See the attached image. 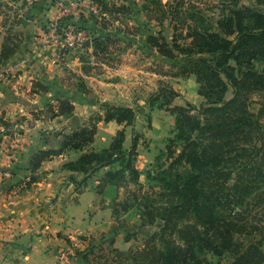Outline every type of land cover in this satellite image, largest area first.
Returning <instances> with one entry per match:
<instances>
[{"label": "trees", "instance_id": "obj_1", "mask_svg": "<svg viewBox=\"0 0 264 264\" xmlns=\"http://www.w3.org/2000/svg\"><path fill=\"white\" fill-rule=\"evenodd\" d=\"M256 1L264 5V0ZM99 3L103 13L131 12L127 4L106 0ZM187 30L182 34L184 45L177 41L171 45L160 35L148 38L151 47L165 57L175 59L178 53L185 56L176 76L195 75L199 94L207 102L199 108L187 102L171 109L175 113V134L167 144L170 162L159 174L163 188L156 194L157 199L144 204L147 221L142 222L146 225L160 220L162 224L135 257L140 264H213L209 255L221 258L230 252L235 258L232 264H264V104L258 110L251 107L253 96L264 92V70L256 66V62L264 64V12L255 6L233 5L216 20L215 27L187 24ZM113 40L118 38L93 37L95 53ZM20 43L11 36L5 38L0 64L16 53ZM161 91L166 93L163 96L167 105L180 95L172 87ZM105 106L103 120L115 121L123 128L117 130L108 147L83 152L64 168L86 176L81 180L75 174L70 176L80 192L93 172L106 167L110 169L95 187L98 193H103L106 185L119 187L130 182L140 189V172L135 166L136 135L131 147L125 148V125L135 121L136 112L130 107ZM73 111L71 100L64 98L57 105L50 104L47 114L56 117ZM97 122L72 131L59 149L39 150L33 155L32 170L52 156L66 150H83L92 144ZM5 126L12 128L0 116V132ZM117 163L120 168L112 169ZM180 164L185 166L183 172L177 171ZM133 199L136 203L137 194ZM131 206L129 200L114 202L113 214ZM252 235L260 238L239 240Z\"/></svg>", "mask_w": 264, "mask_h": 264}, {"label": "rangeland", "instance_id": "obj_2", "mask_svg": "<svg viewBox=\"0 0 264 264\" xmlns=\"http://www.w3.org/2000/svg\"><path fill=\"white\" fill-rule=\"evenodd\" d=\"M152 1L155 0H143L138 4L144 6L148 2L149 9L145 10L143 15H140L142 20L139 19V11L135 18L132 13L128 15L132 23L131 25L123 24L122 29L112 27V23L104 25L107 29L105 31L109 34L116 33L115 37L118 40L105 43L103 51L98 53H95L92 47V51L87 48V51L78 54L77 57L80 63L77 65V60L73 58L72 63L66 67L67 69H64L65 73L59 77L60 81L55 83L57 87L52 89L56 97L64 96L70 99L71 94H75L81 100L85 99L89 103L95 102L97 104L94 112H91L87 119L78 121V125L72 128L73 131L81 126L94 123V121L97 122L101 118L97 122L98 129V123L103 121L107 109L106 104L130 107L135 110V121L132 124L125 125V130L129 134V138L125 142V148L129 149L131 147L132 139L136 135L138 139V156L135 160V166L140 172V182L142 184L140 189L133 182L119 187L106 185L103 188L104 192L101 193L105 207H110L113 212L114 202L117 204L124 200H129L133 206L127 211L119 210V214L116 216L112 214L113 222L106 232L97 234L87 232L77 235L76 239L67 238L68 244L65 246V250H62L67 252V257L61 259L59 254L55 264H140L137 262L135 253L137 250L144 248L151 235L160 230L159 226L162 224L160 220L158 223L146 225L142 222L147 221L146 216H144V204L148 200L157 199L156 194L163 188L159 181V174L168 168L170 162L167 144L175 134V113L171 109L173 106L178 105L179 101L184 103L180 105H186L187 102H190L199 108L207 100L199 94L200 84L197 82L195 75L176 76L185 62V56L178 53V56L172 59L161 55L156 48L151 47L148 43L149 36L160 35L165 37L171 45L173 41L184 45L186 40L182 38V34L188 32L187 24L200 26V28L209 25L215 27L216 20L221 18L222 14L227 12L233 5L238 7L255 6L264 12V5L258 4L256 0H159L156 5L151 4ZM191 14L195 16L194 19ZM21 17L26 18L20 7H14L10 2L0 0V36L4 37V40L6 37L11 36L16 41H23ZM152 18H154L153 21H150ZM148 19L149 21H147ZM155 19H159L161 22ZM184 20H186V24H182ZM68 51L70 50L66 52ZM256 66L259 70H264L263 63L256 62ZM16 75L17 73L14 75L9 74L7 71L5 77L9 80ZM108 82H113L114 85H106ZM121 84H126V86ZM105 86L107 89L104 88ZM118 86L125 88L126 94L124 96L125 100H120L117 103L118 94L112 89L117 90ZM48 87L46 91H49ZM167 87L174 88L180 94L170 105L165 103L163 95H166V93L163 92L164 90L161 91L162 88ZM74 88H77V92ZM102 96H105L108 101H102ZM185 96L189 97V101H185ZM252 100V109L258 110L264 104V92L255 94ZM4 111L2 114L6 116V110ZM45 111L48 112V107ZM5 118L12 124L11 129L19 122L13 124L11 118L7 116ZM120 128H123V125ZM106 131L109 133L110 127ZM58 132L60 131L58 130ZM0 133H8V128L6 126L1 127ZM128 145L129 147H127ZM94 146L90 144L86 147L87 150L83 152L103 149H96ZM79 156L80 154L75 160ZM64 165L62 169L69 171L64 168ZM119 168L118 163L112 167L114 170ZM176 168L180 172L185 170V166L181 164ZM109 169L110 167H106L93 172L89 176L88 185H92L95 190V187ZM172 172L175 173L176 170L174 169ZM149 174L150 177H148ZM70 176L71 174H65L61 177L66 182L63 183L64 185L72 183ZM76 176L79 180L86 177L79 173ZM76 190L78 191L77 187ZM135 194L138 197L136 203L133 199ZM96 215L90 214L89 216V212L86 211L84 220L88 222L91 216L96 217ZM97 218L99 220L97 222H101L106 221L107 216L102 215ZM118 238H120V242H118ZM244 238L253 241L258 240L260 236H241L239 240L243 241ZM262 248L264 249V245ZM208 257L213 264H232L235 259L233 253L230 252L221 258L212 255Z\"/></svg>", "mask_w": 264, "mask_h": 264}, {"label": "crops", "instance_id": "obj_3", "mask_svg": "<svg viewBox=\"0 0 264 264\" xmlns=\"http://www.w3.org/2000/svg\"><path fill=\"white\" fill-rule=\"evenodd\" d=\"M5 1L20 7L30 23L21 24L24 39L19 49L0 64V116L11 118L13 124L19 121L8 133H0V170L11 172L9 178L0 181V264H55L60 252L68 244L67 238L76 239L77 235L87 232H106L113 222L112 209L105 207L103 196L92 185H87L80 192L76 190L74 182L63 184L66 182L62 176L77 173L65 171L62 166L74 161L87 150L86 147L52 156L34 171L31 167L35 153L61 148L66 136L78 125L77 122L87 119L96 109L95 102L89 103L71 94L70 100L74 105L72 114L51 117L45 111L50 104L57 105L60 99L65 98L56 97L52 89L57 87L55 83L60 81L59 77L65 73L64 69L72 63L73 58L78 65L80 62L77 55L87 51V48L92 51V44L66 52L60 51L47 38L58 6L68 0ZM80 1L83 7L77 14L65 18L62 26L69 24L84 27L91 32L92 38L97 35L115 36L116 33H107L104 25L112 23V27L122 29L123 24L131 25L130 13L135 18L140 11L139 19L142 20L140 15L144 14L148 6V2L144 6L138 5L143 0H106L107 3L115 2L117 5L127 4L131 6V12L112 15L105 12L103 17L96 18L88 12V4L92 0ZM3 40L4 37L0 36V50ZM10 64L18 65V72L7 80L5 74ZM110 84L114 85L113 82L106 83ZM41 86L45 89H40ZM47 86L49 91H46ZM118 87L117 90L112 89L118 94L117 103L125 100L126 94L125 88ZM74 90L77 92V88ZM101 98L102 101H108L105 96ZM184 99L189 101L188 96ZM4 110L6 116L2 114ZM108 127L109 133L106 131ZM120 127L115 121L106 124L104 120L100 121L92 145L96 149L108 147ZM128 138L126 131V140ZM86 211L89 216L97 215L91 216L86 222ZM102 215L107 216L106 221L97 222V217Z\"/></svg>", "mask_w": 264, "mask_h": 264}, {"label": "built area", "instance_id": "obj_4", "mask_svg": "<svg viewBox=\"0 0 264 264\" xmlns=\"http://www.w3.org/2000/svg\"><path fill=\"white\" fill-rule=\"evenodd\" d=\"M82 7L83 4L80 0H68L65 4H60L58 6L56 17L49 27L47 38L55 47L59 48L60 51L83 48L87 40H91L92 42V34L90 31L86 30V28L69 24L62 26V22L65 18L77 14ZM88 12L96 18L104 16L103 11H101L99 0H92L88 4ZM17 72L18 65L11 64L8 68V73L15 75ZM10 176L11 172L9 170H0V181ZM66 257L67 252L62 251L60 253V258L65 259Z\"/></svg>", "mask_w": 264, "mask_h": 264}, {"label": "water", "instance_id": "obj_5", "mask_svg": "<svg viewBox=\"0 0 264 264\" xmlns=\"http://www.w3.org/2000/svg\"><path fill=\"white\" fill-rule=\"evenodd\" d=\"M20 19L24 25H27L30 22L29 20H27L24 17H21ZM91 44H92L91 40H87L86 43L84 44L83 48L89 47Z\"/></svg>", "mask_w": 264, "mask_h": 264}]
</instances>
